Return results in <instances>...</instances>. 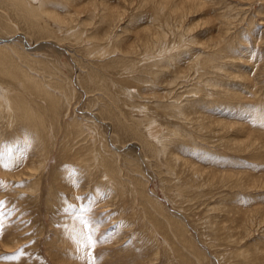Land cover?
Returning <instances> with one entry per match:
<instances>
[{"label": "rangeland", "instance_id": "rangeland-1", "mask_svg": "<svg viewBox=\"0 0 264 264\" xmlns=\"http://www.w3.org/2000/svg\"><path fill=\"white\" fill-rule=\"evenodd\" d=\"M3 1L0 264H264V0Z\"/></svg>", "mask_w": 264, "mask_h": 264}, {"label": "bare ground", "instance_id": "bare-ground-1", "mask_svg": "<svg viewBox=\"0 0 264 264\" xmlns=\"http://www.w3.org/2000/svg\"><path fill=\"white\" fill-rule=\"evenodd\" d=\"M2 1H3V0H2ZM5 1H6V0H4L3 2H5ZM8 1H10V0H8ZM11 1H12V0H11ZM18 1H19V2H17V0H13L12 2H15V4L18 3V5H19V3H20V4H21V3H24V5H26V6H27V5L32 6L33 8L30 7V8L33 9V10L31 9L32 12H35L34 10H36L37 13H38V10L41 9L42 5H46V4H50V3H51V4H57V3H59V6H60V4H62L61 8H63V6H64V8H65V7H66V8H67V7H73V9L71 10V12L74 11V10H76V9H75V8H77L76 5H79V2H78V3H75L76 0H37V1H36V0H35V1H34V0H33V1H32V0H29L30 2H28V1H26V0H24V1H23V0H18ZM20 1H22V2H20ZM25 1L28 2V3H25ZM78 1H79V0H78ZM3 2H2V4H4ZM158 2L160 3V2H162V1L160 0V1H158ZM81 3H82V2H81ZM81 3H80V4H81ZM94 3H95V2H94ZM97 3H98V0H97ZM162 3H166V2H162ZM6 4H7V2L5 3V5H6ZM8 4H9V2H8ZM12 4H13V3H12ZM90 4H91V6H92V2H91ZM101 4H102V2L100 1V4H98L97 6H100ZM157 4H158V3H157ZM0 5H1V4H0ZM21 5H22V7H23V4H21ZM87 5H88V4H87ZM104 5H105V4H104ZM165 5H166V4H165ZM9 6H10V5H8V7H9ZM13 6H16V5L13 4ZM29 6H27V7L29 8ZM46 6H47V5H46ZM51 6H54V5H51ZM59 6H58V8L60 9ZM81 6H82V4H81ZM94 6H95V5H94ZM156 6H157V5H155V9L157 8ZM163 6H164V5H163ZM22 7H21V10L19 11V12H21V13H22ZM43 7H44V6H43ZM43 7H42V8H43ZM83 7H85V6L83 5ZM83 7H82V8H83ZM89 7H90V6H89ZM158 7H159V5H158ZM164 7H165V6H164ZM164 7H163V8H164ZM13 8H14V7H13ZM17 8L19 9L18 6H17ZM17 8H16L15 10H18ZM23 8H24V7H23ZM45 8L47 9L48 7H45ZM169 8H170V7H169ZM48 9H51V8H48ZM56 9H57V7H56ZM59 9H58V10H59ZM83 9H84V8H83ZM86 9H88V8H86ZM106 9H107V8H106ZM106 9H104L105 12L108 10V9H107V10H106ZM161 9H162V7H161ZM0 10H3V9H0ZM23 10H24V9H23ZM44 10H45V9H44ZM60 10H61V9H60ZM98 10H99V9H98ZM169 10H170V9H169ZM26 11H27V10H25V13H26V14L24 13V11H23V13H24L25 15H27V17H29V15L31 14V13H30L31 11H30V12L27 11V12H29V13H27ZM49 11L52 12V10H49ZM171 11H172V10H171ZM43 12L45 13V11H43ZM46 12H47V11H46ZM56 12H57V11L54 10V13H55V14H56ZM71 12H70V13H71ZM88 12H89V11H88ZM91 12H93V11H90V13H91ZM99 12H100V10L98 11V13H99ZM168 12H169V11H168ZM2 13H3V12H2ZM39 13H40V11H39ZM54 13H53V14H54ZM57 13H59V12H57ZM65 13H68V12H65ZM75 13H76V12H75ZM83 13H84V11H83ZM83 13H82V14H83ZM101 13H102V12H101ZM101 13H99V14H101ZM103 13H104V12H103ZM32 14H33V13H32ZM40 14H41V13H40ZM48 14L51 15V13H49V12H48ZM108 14H109V13H108ZM19 15H21V14H19ZM19 15H18V16H19ZM34 15H38V14H34ZM41 15H43V14H41ZM50 15H48V16H50ZM57 15H58V14H56V16H52V15H51V16H52V17H51L52 19H49V20H51L52 23H53V21H54L55 24L57 23V24L62 25V24H63V23H62V19H61V17H59V15H58V16H57ZM64 15H66V14H64ZM64 15H63V16H64ZM86 15H88V13H87ZM91 15H93V14H91ZM95 15H96V14H95ZM104 15H106V14H104ZM111 15H112V14H111ZM22 16L26 18V16H24V15H22ZM22 16H21V18H23ZM44 16H45V15H44ZM72 16H73V15H72ZM72 16H70V18H72ZM77 16H78V15H77ZM77 16H76V17H77ZM96 16H97V15H96ZM96 16H95V17H96ZM108 16H109V15H108ZM114 16H116V15L114 14ZM34 17H35V16H34ZM37 17H41V16H36L35 18H37ZM46 17H47V16H46ZM46 17H45V18H46ZM92 17H94V16H92ZM95 17H94V18H95ZM106 17H107V16H106ZM35 18H34V20H35ZM45 18H44V20H46L48 17H47L46 19H45ZM62 18L65 19V17H62ZM66 18L68 19L69 16L66 17ZM73 18H74V17H73ZM85 18H86V17H85ZM26 19H28V18H26ZM26 19H24V21H25ZM29 19H30V17H29ZM40 19H41V18H40ZM40 19L38 18V19H36L35 21H33L32 23L30 22L31 25L33 26V23H35L37 20H38V21H41ZM42 19H43V17H42ZM78 19H79V18H78ZM101 19H102V18H101ZM115 19H116V18H115ZM32 20H33V19H32ZM65 20H66V19H65ZM80 20H81V19H80ZM83 20H84V19H83ZM30 21H31V19H30ZM38 21H37V23H38ZM47 21H48V20H47ZM51 21H50V22H51ZM71 21H72V20H71ZM76 21H77V20H76ZM90 21H91V20H90ZM90 21H89V22H90ZM25 22H26V21H25ZM28 22H29V21H28ZM44 22H45V21H44ZM44 22H43V20L41 21L42 24H43ZM64 22H66V21H64ZM68 22H69V21H68ZM41 23H40V24H41ZM46 23H47V22H46ZM76 23H77V22H76ZM85 23H86V22H85ZM25 24H26V23H25ZM27 24H29V23H27ZM38 24H39V23H38ZM47 24H48V23H47ZM72 24L74 25L73 22H72ZM90 24H91V22H90ZM73 25H72V26H73ZM82 25H83V24H82ZM84 25H85V24H84ZM32 26H31V28H32ZM35 26H36V25H35ZM45 26H46V24L44 25V27H41V25H40V27H41L42 30H44L43 28H45ZM55 26H56V25H55ZM55 26H54V27H55ZM75 26H76V24H75ZM28 27H29V25H28ZM36 27H37V26H36ZM40 27L38 26V29L35 28V31H36V29L39 30ZM46 27H48V26H46ZM61 27H63V25H62ZM68 27H69L70 29H72V28L74 29V27L71 28V24H70V26H69V25L66 26V27L64 26V29L67 28V30H66V34H68V33H67V31L69 30ZM49 28H51L50 25H49ZM57 28H58V27H57ZM57 28H56V29H57ZM16 29H18V28H15V30H16ZM41 29H40V31H41ZM58 29H59V28H58ZM58 29H57V30H58ZM3 30H4V32H5V31H10V27H4ZM11 30H13V32L10 31V33H11V32H12V33H15V30H14L13 27H12ZM45 30H46V28H45ZM53 30H54V29H53ZM59 30H60V29H59ZM62 30H63V29H62ZM83 30H84V29H83ZM69 31H70V30H69ZM69 31H68V32H69ZM74 31H75V30H73V32H71V31L69 32V33H71L70 36H72V35H73V36H74V35H75V36H78V35H79L78 32H77V34H76V33H74ZM81 31H82V30H81ZM43 32H44V31H43ZM52 32H53V31H52ZM54 32H55V31H54ZM61 32H62V31H61ZM158 32H159V31H158ZM160 32H161V31H160ZM45 33L48 34L46 31H45ZM45 33H44V34H45ZM63 33H65V31H64ZM72 33H74V34H72ZM4 34H5V33H4ZM42 34H43V33H42ZM81 34H82V33H81ZM89 34H90V33H89ZM158 34H159V33H158ZM8 35H9V34H8ZM73 36H72V37H73ZM43 37H44V35H43ZM67 37H68V36H67ZM67 37H66V38H67ZM80 37H81V36H80ZM80 37H79V39H80ZM55 38H56V36H55ZM69 38H71V37H69ZM73 38H75V37H73ZM76 38H78V37H76ZM57 39H59V38L57 37ZM62 39H63V38H62ZM93 39H94V38H93ZM144 40H145V39H144ZM59 41H60V40H59ZM90 41H92L91 38H90ZM151 43H152V42H151ZM154 44H155V43H154ZM156 44H158V43H156ZM159 44H160V47L165 46V45H163V42H161V43H159ZM143 45L145 46V48H144L143 51H144V52H148V53H149V51H151L150 49L153 47V45H151V47H149V44L146 45L145 43H143ZM14 46H16V43H15V44H13V43H12V44H7V45H3V46L0 45V55L2 54V55L0 56V69H1V70H5L6 74H8V73L10 74V72H11V71H9V69L7 68V65H6V64L8 63L7 60H10V59H9V56H7L9 53L6 51V49H7V48H8V49H11V48H13ZM156 46H157V45H155V47H156ZM155 47H154V48H155ZM157 47H158V46H157ZM157 47H156V48H157ZM160 47H158V48H160ZM40 48H41V47H40ZM102 49H103V48H102ZM102 49H101V50H102ZM114 50H115V49H114ZM131 50H132L131 52H134L136 49H131ZM22 51H23V50H22ZM102 51L108 52L107 49H106V50H102ZM154 51H156V50H154ZM157 51H158V49H157ZM157 51H156V52H157ZM4 52H5V53H4ZM105 52H101V53L103 54V53H105ZM122 52H123V51H122ZM160 52H161V51H159V53H160ZM26 53H27V52H26ZM3 54H4V55H3ZM14 54H15V53H14ZM106 54H107V53H106ZM154 54H155V52H154ZM154 54H153V55H154ZM15 55H16V54H15ZM25 55H26V54H25ZM148 55H149V54H148ZM157 55H158V54H157ZM5 56H6V58H5ZM18 56H19V53H18ZM151 56H152V55H151ZM151 56H150V57H151ZM168 56H169V55H168ZM207 56H208V55H207ZM3 57H4V58H3ZM152 57H153V56H152ZM170 57H171V56H170ZM172 57H174V56H172ZM209 57H210V59H209V61H208V60H207V61H208V62H210V61L212 62L213 60H211V59H213V58H212L211 56H209ZM168 58H169V57H168ZM157 59H158V58H157ZM174 59H175V58H174ZM21 60H22V59H21ZM147 60H148V59H147ZM149 60H151V59H149ZM149 60H148V61H149ZM158 60H159V59H158ZM171 60H172V59H171ZM158 62H160V60L157 61V63H158ZM203 62H204V61H203ZM213 62H214V61H213ZM114 64H116V63H114ZM202 64H203V63H202ZM209 64H212V63H209ZM23 65H24V64H23ZM205 66L209 68L208 65L205 64ZM210 66H211V65H210ZM17 67H18V66H17ZM133 67H134V66H133ZM203 67H204V66H203ZM42 68H43V66H42ZM16 69H17V68H16ZM18 69H19V67H18ZM43 69H44V68H43ZM133 69H134V68H133ZM14 70H15V69H14ZM30 70H31V69H30ZM30 70H28L27 72H25L26 74H24V77H25L26 81H28V82L31 83V85H29L27 82H26V83H27V85H29V87L32 86L33 89H34V88H35V89H38L39 87L37 88V85L39 86V84H37V82L35 83L33 77H31V76L29 75L30 73H28ZM159 70H160V68H159ZM155 71H157V70H155ZM12 72H13V70H12ZM14 72H15V71H14ZM14 72H13V75L16 76L17 73H14ZM18 72H19V71H18ZM154 73H155V72H154ZM154 73H153V75H154ZM157 73H158V72H157ZM157 73H155V74H157ZM13 75H12V77H13ZM19 75H20V74H19ZM0 76H1V75H0ZM4 76H5V75H4ZM9 76H10V75H9ZM15 76H14L13 78L16 80ZM22 76H23V75H21V77H22ZM155 76H156V75H155ZM12 77H11V79H12ZM200 77H201V75H200ZM17 78H18V77H17ZM14 79H13V80H14ZM210 79H211V77H210ZM21 80H22V78H21ZM21 80H19V82H20ZM36 80H37V79H36ZM208 80H209V78H208ZM38 81H39V80H38ZM42 81H43V80H42ZM39 82H40V81H39ZM208 82H209V81H208ZM17 83H18V82H17ZM22 83H23V81H22ZM212 83H213V81H212ZM20 84H21V82H20ZM41 84H42V83H41ZM47 84H48V83H47ZM54 84H55V83H54ZM203 84H204V83H203ZM207 84H208V86H209V84L212 85L211 82H209V83H207ZM207 84H206V86H207ZM0 85H1V84H0ZM22 85L25 86L26 84H25V85L22 84ZM56 85H57V84H56ZM23 86H21V87H23ZM41 86H42V85H41ZM214 86H215V85H214ZM7 87H8V86H7ZM32 87H31V88H32ZM45 87H46V86H45ZM209 87H210V86H209ZM24 88H25V87H24ZM41 88H44V86L41 87ZM41 88H40V90H41V92H43L42 90H44V89H41ZM46 88H47V87H46ZM46 88H45V89H46ZM59 88H60V86H59ZM20 89H21V88H20ZM56 89H58V88H56ZM61 89H62V88H61ZM8 90H9V89H8ZM40 90H39V91H40ZM50 90H52V89H50ZM197 91H198V90H197ZM14 92H15V91H14ZM44 92H47V91L44 90ZM58 92H59V91H58ZM61 92L64 93L63 90H62ZM4 93H5L6 97L8 98V104L10 105L8 108H6V109L8 110V114L10 115V118H11L12 115H14V114H18V119L21 118L22 121H24L25 124H27V123H26V122H28V119H27L28 116H27V115L30 114V111H29V113L27 114V113H26L27 110H25V112H24V109H23L21 106H17V105H15V104H14V101L11 100V99H13V98H11V97L9 96V94H10L9 91H6V90H5ZM18 93H19V92H18ZM18 93H17V94H18ZM197 93H198V92H197ZM2 94H3V93H2ZM15 94H16V93H15ZM46 94H49V92H47ZM12 95H13V94H12ZM18 95H19V94H18ZM13 96H16V95H13ZM13 96H12V97H13ZM20 96H21V94H20ZM66 96H67V95H66ZM50 97H51V96H50ZM64 98H65V97H64ZM15 99H18V97H17V98L15 97ZM15 99H14V100H15ZM51 99H52V97H51ZM17 101L19 102V100H17ZM54 101H55V100H54ZM54 101H53V103H54ZM2 102H4V101H2ZM15 102H16V101H15ZM51 103H52V101H51ZM51 103H50V104H51ZM18 104H19V103H18ZM22 104H23V103H22ZM55 104H56V103H55ZM55 104H54V106L56 107ZM3 105H4V103H3ZM181 106H182V105H181ZM20 107H21V108H20ZM50 107H52V105H51ZM173 107H174V106H173ZM183 107H184V106H182L181 109H183ZM179 108H180V107H179ZM53 109H54V107H53ZM53 109H52V110H53ZM169 109H170V108H169ZM176 109H177V108H176ZM181 109H180V110L178 109V110H179V113L182 112ZM186 109H187V108H186ZM170 110H171V109H170ZM173 110H174V109H173ZM4 111H5V110H4ZM193 111H194V110H193ZM176 112H177L178 116H180L177 110H176ZM1 113H2V112H1ZM5 113H6V112H5ZM25 113H26V115H25ZM55 113H56V112H55ZM31 114H32V112H31ZM33 114H34V112H33ZM172 114H173V112H172ZM9 115H8V117H9ZM35 115H36V114H35ZM35 115H33V117H34ZM55 117H56V116H55ZM175 117H177V115H175ZM12 118L14 119V116H12ZM15 119H17V118L15 117ZM32 119H33V118H32ZM153 119H154V118H153ZM36 120H37V119H35V122H36ZM7 121H8V119H7ZM15 121H17V120H15ZM20 121H21V120H20ZM35 122H34V124L36 125ZM150 122H151V121H150ZM7 123H8V122H7ZM9 123H10V121H9ZM38 123H40V120L38 121ZM38 123H37V124H38ZM23 124H24V123H23ZM34 124H33V125H34ZM40 124H41V123H40ZM40 124H39V125H40ZM35 125H34V126H35ZM204 126H205V125H204ZM35 127H36V126H35ZM37 127L40 128V126H37ZM37 127H36V131H37ZM218 127H219V126H218ZM173 129L175 130V128H173ZM34 130H35V129H34ZM38 130H39V129H38ZM174 130H172V132H173V134H174V133L176 134V132H174ZM169 132H170V131H169ZM167 133H168V131H167ZM167 133H166V134H167ZM173 134H171V135H173ZM177 134H178V133H177ZM164 136H165V135H164ZM166 136H167V135H166ZM174 136H175V135H174ZM159 137H160V136H159ZM161 138H162V137H161ZM165 138H167V137H165ZM165 138H164V139H165ZM169 139H170V138H169ZM159 140L161 141L162 139L159 138ZM173 140H174V139H173ZM144 141H146V140H144ZM157 141H158V139H157ZM147 142L149 143V141H147ZM167 142H168V141H167ZM170 142H171V140H170ZM148 143H147V144H148ZM158 143H161V142H158ZM168 143H169V142H168ZM168 143H167V144H168ZM163 144H165V142L162 143V147H161V148L165 147V149H166L167 147H166L165 145H167V144H165V145H163ZM156 145H157V143H156ZM160 145H161V144H160ZM251 145H252V143H251ZM151 148H152V147H151ZM159 148H160V147H159ZM161 148H160V149H161ZM151 150H152V149H151ZM161 151H162V150H161ZM167 151H168V150H167ZM151 153H152V152H151ZM166 153H167V152H166ZM152 154H153V153H152ZM160 155H161V154H160ZM175 156H176V155H175ZM174 158H175V157H174ZM178 158H179V157H178ZM93 159H94V158H93ZM95 159H96V158H95ZM97 160H98V159H97ZM167 166H169V165H167ZM190 166H191V165H190ZM190 169H191V168H190ZM192 169H193V167H192ZM172 170H173V169H172ZM193 171H194V170H193ZM166 172H167V171H166ZM195 172H196L198 175H201V174H202V172H201L199 169H198V170H195ZM193 175H194V174H193ZM195 175H196V174H195ZM196 176H197V175H196ZM194 177H195V176H194Z\"/></svg>", "mask_w": 264, "mask_h": 264}, {"label": "snow or ice", "instance_id": "snow-or-ice-1", "mask_svg": "<svg viewBox=\"0 0 264 264\" xmlns=\"http://www.w3.org/2000/svg\"><path fill=\"white\" fill-rule=\"evenodd\" d=\"M0 155H2V153H0ZM89 243H91V241H89Z\"/></svg>", "mask_w": 264, "mask_h": 264}]
</instances>
